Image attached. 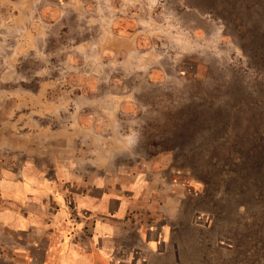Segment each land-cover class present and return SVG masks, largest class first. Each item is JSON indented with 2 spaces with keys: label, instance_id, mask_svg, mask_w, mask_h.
I'll use <instances>...</instances> for the list:
<instances>
[{
  "label": "rangeland",
  "instance_id": "1",
  "mask_svg": "<svg viewBox=\"0 0 264 264\" xmlns=\"http://www.w3.org/2000/svg\"><path fill=\"white\" fill-rule=\"evenodd\" d=\"M23 165L138 175L160 231L121 264H264V0H0V173Z\"/></svg>",
  "mask_w": 264,
  "mask_h": 264
},
{
  "label": "crops",
  "instance_id": "2",
  "mask_svg": "<svg viewBox=\"0 0 264 264\" xmlns=\"http://www.w3.org/2000/svg\"><path fill=\"white\" fill-rule=\"evenodd\" d=\"M67 166L0 173V264H121L124 236L155 243L157 225L133 222L138 175L114 180L107 168L86 165L87 174H76Z\"/></svg>",
  "mask_w": 264,
  "mask_h": 264
}]
</instances>
